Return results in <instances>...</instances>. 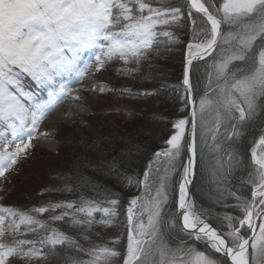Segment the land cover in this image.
I'll return each mask as SVG.
<instances>
[{
    "label": "snow or ice",
    "instance_id": "snow-or-ice-1",
    "mask_svg": "<svg viewBox=\"0 0 264 264\" xmlns=\"http://www.w3.org/2000/svg\"><path fill=\"white\" fill-rule=\"evenodd\" d=\"M185 18L186 25L182 24ZM171 26L191 29L180 85L184 95L178 96V111L188 115L172 122L173 134L153 154L143 179L129 178V184L142 186V191L128 200L122 264H264V129L252 138L250 157H242L233 147L248 125L264 118V0H207V4L161 0L159 6L145 0H0V177L32 146L34 138H49L48 130L40 131L41 124L65 100L76 102L65 109L69 121L84 111L77 107L79 89L155 97L157 89L117 88L92 82L93 76L116 62H123L124 67L112 68L114 72L134 75L151 55L178 42L172 31L164 30ZM86 49L94 50L93 57L81 65L80 55ZM201 61L206 80L194 82L192 76ZM65 73L74 78L60 79ZM86 77L87 82L82 83ZM26 78L43 95L26 92ZM88 127L87 135L99 139ZM77 134L85 135L79 130ZM209 149L218 157L222 175L243 168L251 188V199L229 191L239 214H225L219 227L208 223L205 213L196 209L191 191L197 168H203ZM173 195L180 218L174 227L183 237L174 245L162 227ZM93 203H56L33 211L75 207L71 213L74 225L89 230L115 226L119 197L109 199L110 206L102 209L93 208ZM94 211L102 212V218L95 220ZM76 212L86 213L87 219L77 218ZM0 213V238L14 234L11 240L0 239V264L62 259L56 246L64 244L85 251L72 237L55 229L46 240L15 238L21 225L33 232L44 228L45 222L12 207L0 208ZM67 215L70 213L62 211L51 219L59 221ZM120 239L118 235L111 243L119 244ZM45 244L48 251L41 250ZM197 245L202 248L198 250ZM88 255L91 259L73 256L66 264H116L121 252L100 245L88 249Z\"/></svg>",
    "mask_w": 264,
    "mask_h": 264
},
{
    "label": "rangeland",
    "instance_id": "rangeland-1",
    "mask_svg": "<svg viewBox=\"0 0 264 264\" xmlns=\"http://www.w3.org/2000/svg\"><path fill=\"white\" fill-rule=\"evenodd\" d=\"M201 2H204V0H201ZM93 53V49L84 50L80 55V64L83 65L85 61H91ZM185 54L186 61L187 50L185 51ZM122 67H124L123 62H116L111 66V68H109V70L94 74L93 81L103 82L108 84L109 86H115L117 88L128 87L133 89L134 91H142L143 88H149L140 87L142 84L135 77H126L125 75L123 76L121 73L114 72L112 70V68ZM128 67L131 68V64H128ZM184 67L185 62L183 71ZM73 78L74 74L65 73L60 79L68 81L72 80ZM84 82H87V77L82 83ZM27 85H29L27 81H24V90L26 92H30V90L27 88ZM72 87L79 89V86L76 84H73ZM153 88L157 89L156 87ZM37 92V95H43V93H41L40 91ZM78 94L81 98V103L86 106L87 111L82 115L81 118L75 120L74 123H63L53 128L52 137L56 140L57 147L55 149L49 150L41 146V144L39 143V137L34 138V140L32 141V146L28 148L25 153H21L17 157V163L10 169H8L4 177H0V208L12 207L13 209L16 208L15 210L18 211L21 210L20 208H24L33 211L35 208L47 207L51 204L56 203L67 204L71 202L76 205L75 200L79 194V190H77L78 193H76L77 191H71L67 186L69 182H72V178H74L72 177L70 171L71 162H76V164L78 163L77 165H79V167L86 169H89L90 166L94 165L95 167L93 168L95 169H93V172L90 171L92 175L89 176L95 177L94 182H98L99 184H101L100 181H107L112 176V174H114L112 173L110 175L105 171H100L99 169L101 168V166H103V163L105 162L104 160H106L107 155L109 157H115L117 155V148L119 146L118 143L120 142L116 140V137H119L120 133L122 135L123 132H127L129 129L140 130V128L144 129L147 127L152 130V135H155L159 130L163 128L158 121L156 122L153 115V112L155 113L157 111H155L156 108L152 104V101H158V95H156L155 97H147L149 99L143 100L141 98L142 96L121 95L118 91L99 93L98 91L79 89ZM66 101L67 100H65L63 104ZM167 103L170 104L172 108H174L176 104L174 96H169ZM63 104H61L59 107H61ZM51 115H53V113ZM187 115V111L180 112L178 110H174L173 113H169V115L167 116L169 118V124H172L175 119L183 118ZM50 116H48L42 122L40 131H43L45 123ZM88 126H90L91 129H94L98 133L99 139H94L91 136L87 135V133L89 132ZM262 129H264V122L254 130L255 135H257ZM77 130L85 133V135L79 136L77 134ZM173 131L174 130L171 129L168 137L173 134ZM7 135L10 138V132L7 133ZM149 137L152 139L155 138V136ZM208 140L209 144H211V137H209ZM0 143H2V141H0ZM113 145H116V148L112 149ZM12 149L14 150V145H12ZM257 151L259 154V148L257 149ZM212 152L213 151L209 149L208 153L212 154ZM152 159L153 156L151 160ZM89 162L91 163V165L89 164ZM65 175L67 177H65ZM82 186L85 187L83 182ZM96 187L97 186H95L94 184H92L90 187L86 186V190H84L83 188L85 192L80 191L81 195L79 196L82 198L88 197L90 198V200L92 199L91 201L95 202L92 205L93 208H95L97 205L101 209L103 207H109L110 205L107 203V200L101 198L104 194L103 189L100 190ZM141 191L142 187L134 193L128 192L126 194V197L129 200L133 196L140 195ZM81 200L86 201L89 199ZM171 202L172 199H170L166 209V212L168 214L166 221L162 225L165 233L166 231H170L173 228L174 222L171 218L174 215L173 212L178 211V209L176 208V197L175 210L172 207ZM194 205L198 211L202 210L205 213L207 222L214 226L208 220L209 215L207 216L206 211L195 203ZM62 211L70 213V215L67 216L72 217L71 213H74L76 210L74 207L73 209L63 208L56 209L55 211H52L50 209L45 213H36L33 211L37 219L45 222V227L35 228V231L28 232L26 231L25 226L21 225L19 233L15 234V238L37 241L46 240L47 237L52 234L53 229L61 232L54 227V224L61 225L65 221L69 224V228L70 230H73V233H76L78 236L83 235V227L81 225H79V227H75L77 225H74L72 223V220L68 219L67 216L59 221L51 219L53 215H60ZM119 213L120 215L114 221L115 226L107 228L93 226L96 232L91 234L86 233L83 235V237L80 236L81 239L79 237L80 243H83L79 245L85 249L84 252H78L77 250L75 251V249L68 250V252H78L76 257L83 260H88L91 259V257L88 255V249H90L92 246L107 245L108 247H115L117 251L121 252V257L115 258V262L116 264H122V257L124 254H126L127 215L126 211L124 215L120 211ZM102 216V212H93V218L95 220L101 219ZM76 217L79 219H87L86 213L76 212ZM202 218L204 217L202 216ZM221 219L224 223V216H222ZM144 221L145 223H147V214H145ZM258 223L259 221H257V224ZM118 235L121 237L120 243L113 245L111 241ZM86 236L88 237L87 239H85ZM13 238L14 234L5 233L4 237L0 239L8 241ZM89 239L91 240V244L87 245ZM68 246L69 245L66 244V247ZM37 247H40V244H37ZM197 247H200L198 248L199 250L202 248V245H198ZM41 250L48 251L49 246L45 244ZM17 264H21V262L18 260Z\"/></svg>",
    "mask_w": 264,
    "mask_h": 264
},
{
    "label": "trees",
    "instance_id": "trees-1",
    "mask_svg": "<svg viewBox=\"0 0 264 264\" xmlns=\"http://www.w3.org/2000/svg\"><path fill=\"white\" fill-rule=\"evenodd\" d=\"M145 2H150L153 6H159L161 0H145ZM168 2L172 4H182L185 2V0H168ZM204 2L207 4V0H204ZM220 2L222 3V0H220ZM187 23L188 21L185 18L182 24L186 25ZM164 30L172 31L178 42L168 45L166 50L162 49L158 54L151 55L148 61L142 62L141 67L135 71L134 75H132V77H135L139 82H141L142 85L140 87H156L159 90V100L152 101V104L156 108L155 111H157L155 113L153 112V115L156 122L158 121L163 128L155 135H152V130L147 127L144 129L140 128V130L129 129L127 132H123L122 135L120 133V136L116 137V140L120 142L118 143L119 146L117 148V155L115 157H109L107 155L103 166H101L99 169L102 172H107V174H114H112V176L107 181H100L101 184L94 182L95 177L89 176L92 175L91 172H93V169H95L93 168L95 167L94 165L90 166L89 169H86L79 167V165H77L78 163L76 164V162H71L70 171L72 177L74 178H72V182H69L67 186L71 191L79 190V194L75 200V203L78 206L85 202V200L81 199L90 200L88 197H80V191H84L87 189L86 186L90 187L92 184H94L97 186L96 188L100 190L103 189L104 194L101 198L108 201L109 199L119 197V203L121 207L118 210L124 215L128 204V198L126 197V194L128 192L134 193L142 187H137L134 183L129 184V178H132L133 180L137 178L143 179V172L148 167L153 153H155L160 148L165 147L164 142L168 138V135L172 129V124H169V118L167 116L169 113H173L174 110H178V108L181 106L178 96L184 95L183 89L180 87V85L186 57V45L191 39V29L183 26H171ZM210 62L211 61L209 60V63ZM129 64H131L132 68L133 64L131 62ZM192 80L194 82H204L206 80L205 64L203 61L198 64V71L193 74ZM25 81H27L29 84L27 85V88L30 90V92H36L37 94V91L39 90H37L35 83L28 78H26ZM171 95L174 96L176 101L174 108H172L170 104L167 103L169 96ZM141 98L143 100L149 99L147 97ZM263 122L264 118H261L248 125L243 130V135L233 145L235 150L241 154L242 157H250L251 153L249 145L252 141V138L255 136L254 130L258 128ZM149 136H155V138L152 139ZM114 148H116V145L112 146V149ZM217 160L218 157L214 152H212V154L208 153L203 168H197L196 180L192 188L193 202L206 211L207 216L209 215L208 220L215 227H219L221 224H223L221 218L222 216H225V214H239L237 209L233 207L236 201L229 196V191L235 192L236 195L247 196L249 199H251V188L246 183L247 174L245 169H233L231 174L225 176L221 174L222 170L217 166ZM89 164L91 165L90 162ZM65 177L67 176L65 175ZM117 178H119V182ZM82 182L85 187L82 186ZM112 192L115 193V196L108 195V193ZM76 193H78V191ZM171 199L172 207L175 210V195H173ZM20 209V211H23L29 215H33L35 218H37L32 210L24 208ZM173 214L174 225H177L175 222V212H173ZM67 217L68 219L72 220L71 216ZM174 225L170 231H166L167 234L165 235L166 239L173 245L177 240L183 239V237L178 233V228H175ZM81 226L83 227V235L86 233L91 234L96 232L94 227L89 230L85 226ZM54 227L65 233V235L72 237L77 242V244L82 243H80L79 237H83V235L78 236L76 233H73V230H70L69 224L66 223V221L61 225L54 224ZM75 227H79V225ZM91 240L89 239L87 245L91 244ZM56 248L58 250V256L60 253H62V259L47 257L46 259H41L39 264H66V261H68L69 258L78 254V252H75L76 249L74 252H68V250H74V248L70 245L68 247H66V244L58 245ZM33 264H35V262H33Z\"/></svg>",
    "mask_w": 264,
    "mask_h": 264
},
{
    "label": "bare ground",
    "instance_id": "bare-ground-1",
    "mask_svg": "<svg viewBox=\"0 0 264 264\" xmlns=\"http://www.w3.org/2000/svg\"><path fill=\"white\" fill-rule=\"evenodd\" d=\"M92 82H98V83H103V82H99V81H92ZM154 89L153 87H149V88H143V90H151ZM142 90V91H143ZM158 95V92L157 94ZM159 96V95H158ZM75 101H71V100H67L61 107L58 108V110L53 113V115H51L49 117V119L46 121L45 126L43 128V131L48 130L50 133V136L48 139H42L39 138V143L41 144V146L51 150V149H55L57 147V142L56 140L52 137V130L53 128L63 124V123H74L75 120H77L78 118H81L82 115L84 113H86L87 108L85 105H83L81 102L77 104V107L83 108L84 111L80 113V115L76 118H73V120L69 121L68 118L64 115L65 113V109L70 105V104H75ZM96 132V131H95ZM97 133V132H96ZM98 134V133H97ZM193 188V187H192ZM192 191V189H191ZM174 216H172V221L174 222ZM175 222L178 224V219H177V215L175 212ZM167 233V232H166ZM165 233V235H166Z\"/></svg>",
    "mask_w": 264,
    "mask_h": 264
},
{
    "label": "water",
    "instance_id": "water-1",
    "mask_svg": "<svg viewBox=\"0 0 264 264\" xmlns=\"http://www.w3.org/2000/svg\"><path fill=\"white\" fill-rule=\"evenodd\" d=\"M207 59V58H206ZM195 63V62H194ZM177 219H178V224L180 223V218H179V216H177Z\"/></svg>",
    "mask_w": 264,
    "mask_h": 264
}]
</instances>
